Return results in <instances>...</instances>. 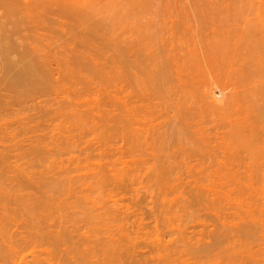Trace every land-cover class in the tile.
I'll return each instance as SVG.
<instances>
[{
	"label": "rangeland",
	"instance_id": "374dc122",
	"mask_svg": "<svg viewBox=\"0 0 264 264\" xmlns=\"http://www.w3.org/2000/svg\"><path fill=\"white\" fill-rule=\"evenodd\" d=\"M6 1L0 0V264H207L206 244L221 241L212 238L220 229L206 220L201 162L234 140L238 34L264 28V0ZM38 46L59 63L51 62L58 78L49 71L48 87L28 92L15 82L18 67L5 61L28 62ZM214 145L217 156L206 153ZM18 229L42 237V246L25 244ZM6 242L15 243L16 254Z\"/></svg>",
	"mask_w": 264,
	"mask_h": 264
},
{
	"label": "bare ground",
	"instance_id": "6f19581e",
	"mask_svg": "<svg viewBox=\"0 0 264 264\" xmlns=\"http://www.w3.org/2000/svg\"><path fill=\"white\" fill-rule=\"evenodd\" d=\"M5 1V0H4ZM9 1V0H8ZM8 1H6L5 2V5L6 4H8ZM16 0H14V2H15ZM19 2H20V0H18ZM49 1H51V0H49ZM71 1V0H70ZM74 1V0H73ZM17 2V1H16ZM21 2H23L22 0H21ZM52 2V1H51ZM54 2H55V0H54ZM10 3H13V1H10ZM33 3V2H32ZM31 3V4H32ZM49 3V2H48ZM21 4V3H20ZM19 4V5H20ZM58 4V3H57ZM76 4V3H75ZM0 5H1V7H2V5L3 4H1L0 3ZM9 5V4H8ZM7 5V6H8ZM24 5V4H23ZM42 5H43V3H42ZM41 5V6H42ZM48 5V4H47ZM53 5L54 4H52V6L51 7H53ZM7 6H5V7H7ZM18 6V5H17ZM20 6H22V5H20ZM24 6H26V5H24ZM45 6V5H44ZM55 6V5H54ZM73 6V5H72ZM74 7H76V5L74 6ZM74 7H72V8H74ZM11 7L9 6V8H7V11H9V10H12V9H10ZM22 8V7H21ZM27 8L29 9V8H31V6L29 7H26V8H24V12H23V9H22V12L25 14V10H27ZM50 8V7H49ZM48 7H47V9L48 10H51V9H49ZM62 8V7H61ZM66 8V7H65ZM72 8H70L71 10H72ZM9 9V10H8ZM17 9V10H16ZM42 9H43V7H42ZM46 9V10H47ZM54 9V8H53ZM56 10L57 9H60L59 8V6H58V8H55ZM15 10L17 11V12H15L14 11V9H13V11L16 13V14H20V13H18V11L19 10H21L20 8H15ZM37 10V9H36ZM35 10V11H36ZM47 10V11H48ZM62 10V9H61ZM65 10V9H64ZM68 11H70L69 9H67ZM75 10V9H74ZM6 11V12H7ZM29 13H30V11H31V9H30V11L29 10H27ZM52 11V10H51ZM51 11H49V12H51ZM59 11V10H58ZM58 11H56V12H58ZM63 11V10H62ZM61 11V13L63 14L64 12H62ZM76 11V10H75ZM75 11H73V12H75ZM39 12H42V11H40V9H39ZM48 12V13H49ZM55 12V13H56ZM71 12V11H70ZM22 13V14H23ZM35 13V12H34ZM36 13H37V11H36ZM60 13V14H61ZM12 14H14L13 12H11L10 13V15H12ZM16 14H15V16H16ZM40 14V13H39ZM59 14V13H58ZM69 14H71V13H69ZM68 13H67V15H69ZM76 14V13H75ZM8 15V14H7ZM26 15V14H25ZM27 15H28V13H27ZM31 15V14H30ZM50 15V14H49ZM65 15V14H64ZM14 16V17H15ZM21 15H19L18 17H20ZM51 16V15H50ZM50 16H48V17H46V18H49ZM55 16V15H54ZM11 17V16H10ZM22 17V16H21ZM29 17V16H28ZM35 17V16H34ZM71 17H72V15H71ZM16 18H17V16H16ZM24 17H22V19H23ZM40 18V17H39ZM43 18H44V16H43ZM57 18V17H56ZM61 19H62V17H60ZM63 18H65V17H63ZM11 19H12V17H11ZM13 19H15V18H13ZM51 19V18H50ZM19 21V24H20V19H18ZM35 20V19H34ZM36 20H37V18H36ZM38 20H40V19H38ZM44 20V19H43ZM48 20V19H47ZM54 20V19H53ZM52 20V21H53ZM56 20V19H55ZM63 20V19H62ZM57 21V20H56ZM12 23H11V25L13 24V20L11 21ZM32 22H34V21H32ZM38 22V21H37ZM55 22V21H54ZM59 22V21H58ZM61 22H64V21H61ZM31 23V22H30ZM29 23V24H30ZM6 24V23H5ZM18 24V25H19ZM58 24H60V23H58ZM14 25H16V24H14ZM25 25H27V24H25ZM33 25V24H32ZM36 25V24H35ZM34 25V26H35ZM37 25H39V24H37ZM13 26V25H12ZM58 26V25H57ZM259 26H261L260 24H259ZM16 27V26H15ZM33 27V26H32ZM255 27V28H254ZM258 27V26H257ZM263 27V26H262ZM34 28V27H33ZM37 28H39L38 26H37ZM42 28V27H41ZM61 28V27H60ZM11 30V29H10ZM20 30H22V29H20ZM29 30H33V29H29ZM7 31H9V30H7ZM16 30H14L13 32H15ZM37 31V30H36ZM40 31H41V29H40ZM7 33H10V32H7ZM6 33V34H7ZM23 33V32H22ZM22 33H21V35H22ZM11 35H13L12 34V32L10 33ZM23 35H25V34H23ZM20 36V35H19ZM31 36H33V35H31ZM39 36V35H38ZM43 36V35H42ZM41 37V36H40ZM23 38H24V36H23ZM22 38V39H23ZM28 38V37H27ZM14 39H15V35H14ZM22 39H20V41L17 39V37H16V43L19 41V42H22L21 40ZM31 39V38H30ZM74 40H76V39H74ZM73 40V42H75ZM0 42L1 43H3L2 42V40H0ZM5 42V41H4ZM7 42V41H6ZM29 42V41H28ZM31 42V41H30ZM72 42V43H73ZM7 43H9V41L7 42ZM33 42H31V44L29 45L30 47L32 46V45H34V43L32 44ZM45 43H48V42H45ZM71 43V44H72ZM76 43V42H75ZM75 43H73L72 44V46H74L75 45ZM85 43V42H84ZM84 43H82L83 45H86V44H84ZM42 44V43H41ZM5 45V44H4ZM7 45V47H5L4 49H6V48H10V46L12 47V45H9V44H6ZM5 45V46H6ZM48 45V44H47ZM64 45V44H63ZM68 45V44H67ZM49 46V45H48ZM96 46V45H95ZM110 47L111 46H113V45H109ZM117 46V45H116ZM20 47H22V46H20ZM19 47V48H20ZM27 47H28V45H27ZM29 47V48H30ZM33 47H35V46H32V48H30V50H29V52L30 51H32L31 49H33ZM40 46H38V48H39ZM43 47V46H42ZM47 47V46H46ZM51 47V46H50ZM50 47L49 48H47V49H50ZM61 47V46H60ZM64 47V46H63ZM69 47V46H68ZM88 47H89V45H88ZM94 47V46H93ZM97 47V46H96ZM114 47H115V45H114ZM29 48H27L25 51L27 52V50L29 49ZM38 48H35L34 50H35V53L37 52V54H35V55H32V60H30V61H28V62H23V60L22 59H24L22 56H20L19 58L18 57H15V58H17V59H15L14 57V59L13 60H11L10 62H9V60H10V58H8L7 56H6V54H5V57H7L9 60H8V62L7 61H5L6 60V58L4 57V56H2V57H4V59H3V61H5L6 63H8V66L9 67H18V69L17 70H15V71H17V75L20 77L19 79H17L16 78V80H15V82H17V83H19V81H20V83L18 84V86H19V88H22L23 87V89L24 90H27L28 89V92H29V87H33V88H39L38 90H40L41 88L43 89V90H45L44 89V87L46 88V87H48L47 85L49 84H46L45 82H44V79L43 78H47L48 79V77H49V71H50V75H51V78L52 79H55L56 77L58 78V76H54V73L56 74L59 70H57V69H53L54 67H52L51 65H52V63H54V65H55V63L58 65L59 63H57L54 59V61L52 62V61H50V59H52L51 57H50V55H48L47 53H46V51H44L43 53H42V50L41 49H43V48H39L40 50H37ZM72 48V47H71ZM98 48V47H97ZM105 48V47H104ZM12 50L14 49V48H11ZM44 49H46V48H44ZM73 49V48H72ZM74 49H76L75 47H74ZM91 49H92V47H91ZM89 50L91 53L93 52V54L91 55V56H93L94 55V53H95V51L94 50ZM94 49V48H93ZM96 49V48H95ZM116 49H118V48H116ZM115 49V50H116ZM8 50V49H7ZM15 50V49H14ZM19 50V49H18ZM33 50V51H34ZM51 50L53 51V49L51 48ZM57 50H59V49H57ZM64 50V49H63ZM119 50H122V49H119ZM119 50H116V51H118L119 52ZM4 51V50H3ZM56 51V50H55ZM71 51V50H70ZM123 51V50H122ZM2 52V51H1ZM14 52V51H13ZM13 52H11V53H13ZM24 52V51H23ZM25 52V53H26ZM57 52V51H56ZM89 52V53H90ZM117 52V53H118ZM121 52V51H120ZM43 55H42V54ZM54 53V52H53ZM73 53V52H72ZM71 53V54H72ZM123 53V52H122ZM121 53V54H122ZM51 54V53H50ZM55 54V53H54ZM58 54V52L55 54V55H57ZM71 54H70V56H71ZM75 54H76V52H75ZM96 54V53H95ZM100 54V53H99ZM103 54H104V52H103ZM119 54V53H118ZM120 54V55H121ZM8 55H9V53H8ZM11 56H12V54H10ZM64 55V54H63ZM85 55V54H84ZM90 55V54H89ZM89 55L87 54V56L89 57ZM126 55V54H125ZM124 55V56H125ZM51 56H52V54H51ZM73 56V55H72ZM72 56H71V58H72ZM86 56V55H85ZM85 56H82V58L85 60V58H87V56L85 57ZM91 56L89 57V58H87L86 60H90V61H93V59H97V57H98V54H96V58L93 56L92 58H91ZM124 56H122V57H124ZM28 57V56H27ZM26 57V58H27ZM30 57V56H29ZM34 57V58H33ZM35 57H37V58H35ZM74 57V56H73ZM106 57H107V55H106ZM25 58V59H26ZM54 58V57H53ZM57 58V57H56ZM65 59H66V57H64ZM63 58V59H64ZM76 58V57H75ZM79 58V57H78ZM91 58V59H90ZM120 58H121V56H120ZM236 58H237V83L235 84L236 85V87L235 88H237V90L235 91L234 90V92L235 93H233L234 95V101H233V104H234V106H236V112H237V114L235 115V119H236V116L238 117L237 119H236V123L234 124V126L236 125V127H235V129H234V140H233V142H232V140H231V142L230 141H228L229 142V145H228V143H227V141H223L222 143L223 144H221L220 143V147H219V145H218V148L217 149H219L218 151H220L219 152V154H218V156H220L221 155V153H222V156H220V157H218L217 156V153H215V149H213L214 147L216 148V146L214 145L213 147H212V149L213 150H211L212 151V153L211 152H209L210 151V148H209V151L208 152H206V153H210L211 155H213V153H214V155H216L217 157L216 158H214V157H212L211 156V158H213V159H206V161L205 160H203L204 162H201L202 164L201 165H203V168H204V170H203V168H202V175L204 176L205 174H206V179H202L203 180V182L205 181L206 182V186H205V190L203 191V189L201 190V193H202V199L204 200L203 202H204V211H205V216L207 215L209 218H211V222L210 221H208V219L209 218H207V216H206V220L208 221L207 223H209L210 225H208L206 222V224L208 225V227L209 226H212L213 227V231H214V229H215V232H217L219 229V231H220V233L218 234V233H215L214 234V232H212L213 233V236H212V238L214 239V240H219V241H221V242H215V241H213V242H215L217 245H215V243L213 244V245H211V246H213V248L210 246V243H209V246L210 247H208L207 245L208 244H206V247H207V249H204V250H207L206 252H204V253H206V254H209V255H207L206 256V258H207V261H206V263L208 264L209 263V261L211 260V259H214V257H211L210 258V256H213L212 254H215V259L214 260H212L211 262L212 263H209V264H216V263H218V261L221 259L222 260V258H219V259H217L216 258V255L218 254V257H224V255H225V257L223 258L225 261H219L220 263H218V264H264V141H262V140H264V138H263V135L264 134H262L263 132L262 131H264L263 129V127L261 128V126H262V123L264 122H260L259 120H260V113L261 114H263V112H262V110H264L263 109V105H264V28H256V26L255 25H252L251 27H248V28H245V29H242L241 31H240V33L238 34V41H237V44H236ZM28 59V58H27ZM34 59H36V60H34ZM38 59V60H37ZM69 59V58H68ZM110 59V58H109ZM109 59H107V61L109 60ZM122 59H125V58H122ZM39 60H41V61H39ZM56 60H58V59H56ZM70 60V59H69ZM72 60V59H71ZM88 60V61H89ZM25 61V60H24ZM65 61V60H64ZM73 61V60H72ZM76 61V60H75ZM75 61H74V63H75ZM83 61V60H82ZM88 61H86V62H88ZM4 62V63H5ZM52 62V63H51ZM93 62H97V61H93ZM106 62V61H105ZM3 63V64H4ZM67 63V62H66ZM70 63V62H69ZM71 63H73V62H71ZM97 64H98V62H97ZM7 65V64H6ZM53 65V66H54ZM62 65V64H61ZM96 65V64H95ZM113 65V64H112ZM115 65V64H114ZM117 65V64H116ZM52 67V68H51ZM60 66H58V67H56V68H59ZM112 68H113V66H111ZM117 67H119V66H117ZM114 68H116V67H114ZM12 69V68H11ZM68 69V68H67ZM73 69V68H72ZM71 69V70H72ZM120 69V68H119ZM46 70H48V73H47V75H46V73H45V71ZM54 70H57V71H54ZM75 70V69H74ZM73 70V71H74ZM10 71V70H9ZM8 71V72H9ZM68 71V70H67ZM1 72H2V70H1ZM11 73L12 72H10V74H8V75H11ZM60 73V72H59ZM1 74V73H0ZM13 74H15V73H13ZM58 74V73H57ZM2 75V74H1ZM3 77V76H2ZM9 77V76H8ZM55 77V78H54ZM6 78V77H5ZM39 78H41L40 80H38ZM21 79V80H20ZM158 79H159V77H158ZM156 80V79H155ZM163 79L161 78V81H162ZM23 81V82H22ZM26 83H25V82ZM159 81V80H158ZM1 82H2V80H1ZM22 83H23V85H22ZM30 83H31V85H30ZM44 83L46 84V86L44 85ZM28 84V85H27ZM51 84V83H50ZM17 85V84H16ZM20 85H22V87H20ZM30 85V86H29ZM44 85V86H43ZM24 86H26V87H24ZM28 86V87H27ZM43 86V87H42ZM97 87V86H96ZM26 88V89H25ZM41 89V90H42ZM97 89V88H96ZM31 90V89H30ZM33 90V89H32ZM23 92H26V91H23ZM28 92H26L27 94H28ZM31 93V92H30ZM29 93V94H30ZM44 93V92H43ZM26 94V95H27ZM28 94V95H29ZM31 95H33V92L31 93ZM31 95H29V96H31ZM28 96V97H29ZM34 96H35V98L36 99H38V95H37V97H36V94H34ZM34 96H32L31 97V101L32 100H34V99H32ZM41 95H39V98H41L40 97ZM25 97H27V96H25ZM213 97V96H212ZM213 98H215V97H213ZM215 100H217V99H215ZM35 101V100H34ZM215 102H217V101H215ZM215 106H218V105H216L215 104ZM234 110H235V107H234ZM261 111V112H260ZM235 112V111H234ZM262 117H264V114L263 115H261ZM259 119V120H258ZM262 119V118H261ZM263 120H264V118H263ZM257 121H259L258 123H257ZM259 124H261V126L259 125ZM264 125V124H263ZM260 126V127H259ZM259 128H261V129H259ZM261 130V131H260ZM262 132V133H261ZM262 134V135H261ZM226 142V143H225ZM231 143V144H230ZM217 144H219V143H217ZM227 144V145H226ZM223 147V148H222ZM220 148H222L221 150H220ZM222 150H223V152H222ZM214 151V152H213ZM207 154V156H208V158H210V155H208ZM207 156L205 155L204 156V158L206 157L207 158ZM204 163V164H203ZM205 166V167H204ZM202 176V177H203ZM205 184V183H204ZM27 185V184H26ZM30 185V184H29ZM202 185H203V183H202ZM18 187H21V186H18ZM31 187V186H30ZM30 187H28V185H27V188H24V189H26V191H27V189L28 188H30ZM34 188H35V186H34ZM9 189H11V188H9ZM21 189V188H20ZM36 189V188H35ZM8 190V189H7ZM13 191H14V189H12ZM12 190H9V191H11L12 192ZM32 190H34V189H32ZM38 190V189H37ZM40 190V189H39ZM29 191V190H28ZM36 191V190H35ZM8 192V191H7ZM14 193V192H13ZM16 193H18V191L16 192ZM20 193V192H19ZM12 194V193H11ZM27 194V193H26ZM29 194V193H28ZM27 194V195H28ZM32 194V193H31ZM6 194L4 193V196H5ZM10 195V194H9ZM14 195V194H13ZM13 195H10V197H12ZM16 195V194H15ZM21 195H23V193L21 194ZM30 195V194H29ZM29 195L28 196H26V195H23V196H25V197H28V198H30L29 197ZM33 195V194H32ZM34 195H35V193H34ZM46 195V194H45ZM44 195V196H45ZM199 197V194H197L196 195V197ZM6 197L7 198H9L8 199V201L10 200V197L8 196V194L6 195ZM200 197V198H201ZM3 198H5V197H3ZM12 198H14V196L12 197ZM19 198V197H18ZM31 198H34V197H32L31 196ZM30 198V199H31ZM16 199V198H15ZM20 199H22L21 198V196H20ZM19 199V200H20ZM36 199V198H35ZM199 199V198H198ZM33 200V199H32ZM54 200V199H53ZM200 200V199H199ZM7 201V200H6ZM15 201H18V200H15ZM14 201V202H15ZM35 201V200H34ZM37 201V200H36ZM201 201V200H200ZM25 202V201H24ZM42 201L40 200V203H41ZM9 203V202H8ZM16 203V202H15ZM10 204H11V202H10ZM39 204V203H38ZM45 204V203H44ZM56 204V203H55ZM42 206H43V203L41 204ZM57 205V204H56ZM40 206V205H39ZM60 206V205H59ZM45 207V206H44ZM57 208H58V206H56ZM42 208V207H41ZM53 208V207H52ZM4 210H5V207L3 208ZM2 209V210H3ZM48 210V209H47ZM46 211V210H45ZM49 211V210H48ZM53 211V210H52ZM4 212V211H3ZM6 213V212H5ZM45 213V212H44ZM3 214V213H2ZM43 214V213H42ZM53 214V213H52ZM4 216V215H3ZM9 216H12V215H9ZM8 216V217H9ZM48 216H49V213H48ZM104 216V215H103ZM4 217H7V216H4ZM46 216H44V218H45ZM105 217V216H104ZM43 218V219H44ZM51 218V217H50ZM57 218H59V217H57ZM23 219V218H22ZM21 219V220H22ZM42 219V218H41ZM11 220V219H10ZM52 220V219H51ZM61 220H62V218H61ZM60 220V221H61ZM108 220V219H107ZM113 220H115V219H113ZM112 220V221H113ZM0 221H2V220H0ZM24 221V220H23ZM39 221H41V220H39ZM43 221V220H42ZM52 221H55V219L54 220H52ZM52 221H50V223L52 222ZM104 221V220H103ZM38 222V221H37ZM59 222V221H58ZM107 222V221H106ZM7 223V222H6ZM8 223H9V221H8ZM13 223H15V222H13ZM20 223H21V221H20ZM25 223V222H24ZM46 223H48V222H46ZM54 223H56V221L54 222ZM108 223V222H107ZM10 224H11V222H10ZM17 224V223H16ZM19 224V223H18ZM43 224V223H42ZM45 224V223H44ZM51 224H53V223H51ZM106 224V223H105ZM110 224V223H109ZM214 224V225H213ZM13 225H15V224H12V227L13 228H15V226H13ZM20 225H22V224H20ZM30 225V224H29ZM206 225V226H207ZM1 226H3V225H1ZM6 226V225H5ZM10 226V225H9ZM22 226H24V225H22ZM25 226H26V224H25ZM43 226V225H42ZM45 226V225H44ZM52 226V225H51ZM50 226V227H51ZM105 226V225H104ZM106 226H108V225H106ZM215 226V227H214ZM217 226V227H216ZM8 227V226H7ZM6 227V228H7ZM29 227H31V226H29ZM40 228H41V226H39ZM53 227V226H52ZM54 227H56V226H54ZM113 227V226H112ZM212 227H209V228H212ZM1 228H4V227H1ZM0 228V229H1ZM18 227L16 226V229H17ZM20 228V227H19ZM27 228V227H26ZM38 228V227H37ZM43 228V227H42ZM48 228V227H47ZM84 228V227H83ZM107 227H105V229H106ZM209 228H207V229H209ZM15 229V230H16ZM21 229V228H20ZM20 229H18L19 231H22V230H20ZM29 229V228H28ZM27 229V230H28ZM31 229V228H30ZM33 229V228H32ZM31 229V230H32ZM36 228H34V230H35ZM218 229V230H217ZM30 230V233H32V231ZM38 230H40V229H38ZM43 230H45V229H43ZM55 230V229H54ZM53 230V231H54ZM1 231V230H0ZM17 231V230H16ZM50 231V230H49ZM105 231V230H104ZM218 231V232H219ZM221 231H222V233H221ZM6 232V231H5ZM23 233H24V231H22ZM21 232V234H20V236H22L23 237V239H21V237H20V239L26 244H28V243H32V245H35V244H38V242H37V239L35 238V236H33L32 234H30V233H27V235H26V233H22ZM29 232V231H28ZM45 232V231H44ZM78 232H80V231H78ZM91 232V231H90ZM210 232H211V229H210ZM209 232V234H211ZM34 233V232H33ZM36 233H37V231H36ZM105 233V232H104ZM108 233V232H107ZM15 234L16 233H14V237H15ZM48 234V233H47ZM49 234H50V232H49ZM48 234V235H49ZM60 234V233H59ZM59 234H57V235H59ZM87 234V233H86ZM216 234H217V236H216ZM12 235V234H11ZM16 235H18V234H16ZM25 235V236H24ZM45 235V234H44ZM55 234H53V236H54ZM3 236V235H2ZM19 236V235H18ZM43 236V235H42ZM46 236V235H45ZM50 236V235H49ZM52 236V235H51ZM108 236H111L110 234H108ZM210 236V235H209ZM209 236H207V237H209ZM219 236V237H218ZM39 237H41V236H39ZM114 237V236H113ZM219 239H218V238ZM7 238V237H6ZM10 238V237H9ZM11 238H12V240H10L11 242L13 241V235L11 236ZM10 238V239H11ZM44 238V237H43ZM54 238V237H53ZM55 238H57V237H55ZM54 238V239H55ZM59 238V237H58ZM109 238V237H108ZM107 238V239H108ZM212 238H211V241H209V242H212ZM216 238V239H215ZM51 239H52V237H51ZM207 239V238H206ZM210 239V238H209ZM38 240H40V239H38ZM113 240H114V238H113ZM9 241V242H10ZM41 242L43 241V239H42V237H41V240H40ZM48 241V240H47ZM19 242H21V241H19ZM22 242V243H23ZM35 242V244H33ZM37 242V243H36ZM46 242V241H45ZM111 242H112V240H111ZM116 240H115V242L113 241V243L116 245ZM205 242H206V240H205ZM7 243L8 242H6V245H7ZM23 243V244H24ZM40 243V242H39ZM108 243H109V241H108ZM118 244L119 243H121V242H117ZM221 243H223L224 244V246L226 247V245H228L230 248H226V250L227 251H223L224 249H225V247L223 246V249H222V247H221ZM15 243H9L7 246V248H9V250L11 251V253L13 254H16V247H15V245H14ZM24 244V245H25ZM43 244V243H42ZM219 244H220V246H219ZM226 244V245H225ZM31 245V244H30ZM40 245H41V243H40ZM114 245V247L116 248L117 247V249L118 248H121L122 246H123V243H122V245L120 244L119 246L120 247H118V246H115ZM26 246H28V245H26ZM38 246H39V244H38ZM42 246V245H41ZM107 246H108V244H107ZM109 246H110V244H109ZM215 246V247H214ZM227 246V247H228ZM35 247H36V245H35ZM124 247V246H123ZM217 247V248H216ZM220 247V248H219ZM38 248V247H37ZM39 248H40V246H39ZM46 248V247H45ZM44 248V249H45ZM214 249L215 248V250H216V253L214 252V250L212 251V252H214V253H211V255H210V253L208 252V249H209V251H211L210 249ZM36 249V248H35ZM111 249H113V247L111 248ZM122 249V248H121ZM218 249H219V251H218ZM92 250V249H91ZM115 249H113V251H114ZM222 250V252L220 253V251ZM112 251V250H111ZM123 251V250H122ZM219 253H218V252ZM89 252V251H88ZM93 252V251H92ZM107 252H109V251H107ZM116 254H120L119 253V251H118V253H117V250L116 251H114ZM128 252V251H127ZM208 252V253H207ZM224 252H226L225 254H224ZM104 253V252H103ZM110 253V252H109ZM112 253V252H111ZM121 253H123V252H121ZM143 253V252H142ZM141 253V254H142ZM91 254V253H90ZM95 254V253H94ZM99 254V253H98ZM97 254V255H98ZM125 254H127V253H125ZM125 254H123L124 256H125ZM140 254V255H141ZM150 254H151V252H150ZM154 254V253H153ZM205 254V255H206ZM219 254L221 255V254H224V255H221V256H219ZM106 255H108V253L106 254ZM113 255V254H112ZM128 256H129V254H127ZM126 255V256H127ZM144 256H145V254H143ZM157 255V254H156ZM99 256V255H98ZM97 256V257H98ZM119 256H122V255H119ZM126 256H125V259L124 260H127V258H126ZM127 256V257H128ZM134 256V255H133ZM155 256V255H154ZM159 256V255H158ZM208 256H209V258H208ZM100 257V256H99ZM105 258H107L106 256H104ZM103 257V258H104ZM139 257V256H138ZM93 258H96V257H94L93 256ZM109 258V257H108ZM112 258V257H111ZM115 258V257H114ZM121 259L123 258V257H120ZM129 258V257H128ZM143 258V257H142ZM141 258V259H142ZM145 258V257H144ZM98 259V258H97ZM110 259V258H109ZM113 259V258H112ZM152 259V258H151ZM151 259H150V261H151ZM103 260V259H102ZM106 260V259H105ZM111 260V259H110ZM109 260V262L111 263V261ZM130 260V259H129ZM132 260V259H131ZM145 260H147V259H145ZM99 261H100V259H99ZM119 261H121V260H119ZM118 261V262H119ZM155 261V260H154ZM215 261H217V262H215ZM93 262V261H92ZM95 262V261H94ZM97 262V261H96ZM96 262L94 263V264H96ZM102 262H104V260L102 261ZM101 262V264H103ZM107 262V261H106ZM115 263H117V261L115 260L114 261ZM134 262V261H133ZM144 262V261H143ZM149 262V261H148ZM153 262V261H152ZM151 262V263H152ZM215 262V263H214ZM222 262V263H221ZM108 263V262H107ZM106 263V264H107ZM109 263V264H110ZM128 264L130 263V262H127ZM135 263H137V262H134V264ZM140 263V262H139ZM92 264V263H91ZM100 264V263H99ZM105 264V263H104ZM120 264H122V263H120ZM125 264V263H124ZM132 264V263H131ZM141 264V263H140ZM143 264V263H142Z\"/></svg>",
	"mask_w": 264,
	"mask_h": 264
}]
</instances>
